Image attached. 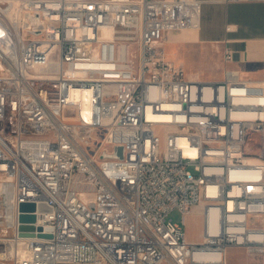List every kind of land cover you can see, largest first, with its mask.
Masks as SVG:
<instances>
[{
  "label": "built area",
  "instance_id": "2783aa9c",
  "mask_svg": "<svg viewBox=\"0 0 264 264\" xmlns=\"http://www.w3.org/2000/svg\"><path fill=\"white\" fill-rule=\"evenodd\" d=\"M203 3L0 0V264L264 253V76L190 77L165 45L201 27ZM27 202L52 208L34 211V236L20 230ZM196 206L191 241L168 216Z\"/></svg>",
  "mask_w": 264,
  "mask_h": 264
},
{
  "label": "crops",
  "instance_id": "0c3cea01",
  "mask_svg": "<svg viewBox=\"0 0 264 264\" xmlns=\"http://www.w3.org/2000/svg\"><path fill=\"white\" fill-rule=\"evenodd\" d=\"M203 1L201 27L184 29L181 32L170 31L167 40L215 45L218 49L219 63L222 66L219 78L221 80L225 78L228 69L238 72L244 78L262 79L264 76V0ZM227 26H230V29H227ZM227 47L233 50V59L230 61L225 58ZM196 209L201 211V208H194L187 216ZM236 247H241L249 253L252 258L251 264H264V253H250L243 246L228 248L227 264H230L229 252Z\"/></svg>",
  "mask_w": 264,
  "mask_h": 264
},
{
  "label": "rangeland",
  "instance_id": "374dc122",
  "mask_svg": "<svg viewBox=\"0 0 264 264\" xmlns=\"http://www.w3.org/2000/svg\"><path fill=\"white\" fill-rule=\"evenodd\" d=\"M165 45L168 57L183 66L188 76H196L197 79L204 81L221 80L219 78L222 66L219 63L218 49L215 45L211 43L200 45L197 43L174 42L172 40H166ZM197 207L201 208V211L196 209L190 216H184L181 211L174 209L170 212L168 218H172L180 224L189 239L200 241L204 229V219L202 206H196L195 208ZM229 259L230 264H251L252 262L249 253L241 247L231 249ZM9 264H14V261Z\"/></svg>",
  "mask_w": 264,
  "mask_h": 264
},
{
  "label": "water",
  "instance_id": "95a60500",
  "mask_svg": "<svg viewBox=\"0 0 264 264\" xmlns=\"http://www.w3.org/2000/svg\"><path fill=\"white\" fill-rule=\"evenodd\" d=\"M124 155V146H117L116 152L111 156H121ZM38 209L39 211H50L52 208L46 203H40L38 206L33 202H27L21 204V215L20 221L22 224L20 225V230L22 231V235H35L36 226L32 224V222L36 221V214L34 211Z\"/></svg>",
  "mask_w": 264,
  "mask_h": 264
},
{
  "label": "bare ground",
  "instance_id": "6f19581e",
  "mask_svg": "<svg viewBox=\"0 0 264 264\" xmlns=\"http://www.w3.org/2000/svg\"><path fill=\"white\" fill-rule=\"evenodd\" d=\"M187 29H191V28H187ZM87 100H88V97H86V98L84 99L85 103L88 102Z\"/></svg>",
  "mask_w": 264,
  "mask_h": 264
}]
</instances>
